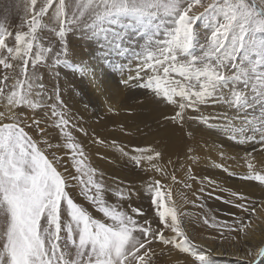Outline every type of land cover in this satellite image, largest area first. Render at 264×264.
Wrapping results in <instances>:
<instances>
[{
  "label": "snow or ice",
  "instance_id": "6c2138e0",
  "mask_svg": "<svg viewBox=\"0 0 264 264\" xmlns=\"http://www.w3.org/2000/svg\"><path fill=\"white\" fill-rule=\"evenodd\" d=\"M195 7L203 11L193 12ZM0 9V68L5 70L0 104L10 121L3 122L5 113L0 112V264H151L154 241L189 254L197 264H213L208 254L197 251L174 205L165 207L172 194L169 189L165 197L159 180L144 187L159 223L172 237L153 228L151 220L139 219L145 213L131 204L138 192L112 188L102 175L95 179L97 170L86 163L82 145L67 130L71 120L61 89L53 84L48 90L39 66L55 79L63 67L94 81L95 68L76 62L70 47L69 37L78 36L121 74L122 83L146 89L172 106L174 114L164 120L180 127L193 120L210 129L217 127L213 121H222L220 131L233 141L258 139L264 145V0H5ZM21 9L23 22L13 33L8 16ZM201 24L208 33L203 43ZM216 105L222 107L221 115L204 114ZM19 108L29 112L15 111ZM48 128L58 129L64 142L54 143ZM61 149L70 155L77 175L58 170ZM134 152L138 154L130 159L137 167L147 162L149 169L167 176L156 163L161 151L148 147ZM188 158L198 160L194 154ZM253 161L246 159L248 173L240 178L264 185V173ZM171 179L176 181L175 175ZM72 181H78L81 195L100 217L74 201L67 191L75 186ZM109 192L115 203L106 199ZM230 195L246 199L238 192ZM225 202L255 213L244 203ZM221 223L231 232L251 227L240 218L237 227ZM242 260L261 264L264 245L246 246Z\"/></svg>",
  "mask_w": 264,
  "mask_h": 264
},
{
  "label": "bare ground",
  "instance_id": "6f19581e",
  "mask_svg": "<svg viewBox=\"0 0 264 264\" xmlns=\"http://www.w3.org/2000/svg\"><path fill=\"white\" fill-rule=\"evenodd\" d=\"M119 75L118 82H110L105 77L100 78V81L85 77L89 89H93L98 97L99 106L105 115L99 119L90 117L89 131L82 128V132L85 133L75 137L79 139L85 135L88 141H92L95 136L99 137L108 129L113 132L112 140L99 138L114 145L118 144V151L122 155L123 153H128L127 156L137 155L138 153L134 152L136 148L151 147L161 151L162 159L156 163L164 167L167 176L151 169L150 173L167 181L172 194L168 206L174 205L182 227L197 251L208 254L213 264H243L242 257L246 246L257 248L264 245V185L240 177L248 173L246 159L254 158L253 162L256 163L257 169L264 173V145H261L258 139L255 142L240 144L217 131L212 135L213 139L205 132L203 129L205 127L200 128L190 120L180 127L163 119L166 115H172L171 106L157 100L154 107L148 111L134 112L131 110L132 106L121 98L123 97L121 88L128 85L121 82L122 76L120 73ZM126 76L127 74H124V77ZM148 98L142 95L134 101L141 102ZM73 103H76L77 108H81L75 98ZM216 106L218 109L214 108L217 112L213 115L222 114V107ZM145 118L149 119L148 124L145 123ZM190 126L198 127V134L189 130ZM190 148L199 150V155H195L198 157L195 163L188 158L193 155L189 152ZM90 152L95 168L105 172L108 168L106 159L98 157L94 146L90 148ZM229 172L235 175H229ZM173 175L176 181L171 179ZM190 176L195 179H191ZM124 178L130 182V177L125 175ZM185 184L191 187H185ZM231 192H238L246 199L237 200L230 195ZM228 200L244 203L250 206V209L255 208V213H251V210L244 212L225 202ZM131 203L142 210L150 207L148 204L138 202L136 196H133ZM140 204L144 207H140ZM237 218L251 223V227L246 229L245 233L231 232L222 226L221 222H227L228 226L237 227L235 224ZM205 219L209 224L204 223ZM212 223L217 226H210ZM186 263L193 264L189 259ZM261 264H264V261H261Z\"/></svg>",
  "mask_w": 264,
  "mask_h": 264
},
{
  "label": "rangeland",
  "instance_id": "374dc122",
  "mask_svg": "<svg viewBox=\"0 0 264 264\" xmlns=\"http://www.w3.org/2000/svg\"><path fill=\"white\" fill-rule=\"evenodd\" d=\"M4 2L5 0H0V4H3ZM202 2H204V0H202ZM202 11H203V8H200V7L193 8V12L199 13ZM2 16H3V10L0 9V17ZM22 17H23L22 9L14 10L12 13L9 14L8 20H7V26L9 27L10 31L15 33V31H17L20 28V25L23 22ZM23 30H27V29L24 28ZM199 32L201 34V42L203 43V38L208 34L205 28L203 27V24L200 25ZM44 35L50 36L51 34L45 33ZM69 39H70V47L73 48L76 52V57H75L76 62L83 61L89 64L90 66L94 67L96 71L97 80L100 81V78L105 77L110 82L119 81L120 79L119 72L112 70V68L109 66L108 61L105 59L99 58L98 54L93 55L92 49L89 47V43L86 40L79 39L78 36H70ZM29 70H31V67L29 68ZM4 71L5 70L0 68V76L3 75ZM39 71L44 76V83L46 84L49 91H51L53 84H57L59 88L61 89V95L65 103L67 104L68 114L71 120V123L67 130L71 132L75 140L79 144L82 145L84 153H85L86 163L90 167L97 170L95 179L99 180L101 179V174H105L106 176H102V178L106 185L112 188H117V187L129 188L130 187L133 191L138 192L139 198L136 197L137 201L140 203L142 202L146 205L148 204V206H150L148 209L146 208L145 210L143 209L145 216H142L143 218L139 217V219L141 218L140 220H143L147 218L151 220L153 228H159L163 230L165 237H168V236L172 237L174 234L169 229L165 228L163 224L159 223V219L156 216L155 209L151 203V197L149 194L146 193V190L144 187L146 184L150 183L152 180H159L162 186L161 191L162 193L165 194V197H166L167 191L169 190L167 181L163 178L154 177V175L150 173V169L148 168L147 162H142L141 166L137 167L134 164V162L130 159L132 155L127 156V155H122L119 153L118 144L114 145L111 142H107L103 139H100V138H105V139L112 140L114 135L111 130L105 129L102 132V135L99 136L100 138L98 136H95L92 139V141H88V138L85 135L81 136L79 139L75 137L77 135L83 134V132L85 133V131L82 132L83 129H86L87 131H89L88 122H89L90 117L94 119H99L105 115L99 106L100 102L98 101L99 100L98 97L94 94L93 89H89V83L86 80V78L85 77L82 78L79 73L73 72L63 67H60L58 69L60 73L58 79H55L49 73L48 69L43 65L39 66ZM124 74H128L127 69L125 70ZM65 82L66 84H64ZM135 83L136 82L134 81L132 82L133 85H135ZM66 85L68 86L67 88H66ZM121 89L123 90V97L121 98L132 106L131 110L134 112L142 113V112L148 111L150 108L154 107L155 102L157 100L150 91L143 89V88H139L135 86H127L126 88L123 87ZM142 95H145L149 98L141 102L134 101L137 97H141ZM74 98L76 102L77 101L79 102L78 103L79 105L78 104L77 105L80 106L82 109L77 108L76 103L75 104L73 103ZM54 102L55 101L53 100L50 103H54ZM214 108L218 109L217 106H210L204 109L205 111L204 114L206 115L215 114L217 111H215ZM15 111L29 112V110L25 108H19V109H16ZM0 112L5 113V119L3 120V122H10L6 119L7 110L5 109L3 104H0ZM218 112L220 113V110ZM171 113L174 114V109L172 106H171ZM190 114L199 115V113H190ZM217 115H221V114H217ZM190 121L194 125L199 126L200 128L205 127L203 129L212 138H213L212 135L215 133V131L226 134L225 132L220 131V125L222 124V121H220V123L217 121H213V123L217 124V127L212 128V129L206 127L203 124L198 123L197 121H193V120H190ZM145 123L146 124L149 123L148 118H145ZM196 126H190L189 130L195 132V134H198L199 128ZM29 131L31 132L32 130L29 129ZM48 133L54 143L64 142V138L60 135V132L58 129L48 128ZM32 134L34 138H36V134L34 132ZM92 146L95 147L99 158L104 157L106 159L105 162L107 163L108 168L105 172H101L100 170L95 168V165L92 162V156L90 152V148ZM65 151L66 150L64 149H61L59 151V154L62 155V161H61V164L57 166L58 170L63 173L64 169L67 168L69 171L72 172L73 175H77L75 173L74 168L72 167V160L70 158V155H64ZM193 154L199 155V150H195ZM191 173L189 174L191 175ZM125 175L130 177V182H128L124 178ZM71 185H75V186H69L67 188V191L72 196L74 201L78 203L80 206L87 209L93 216L100 217L101 214L96 212L93 205H91L84 198V196L81 195V188L79 186L78 181H72ZM106 199L113 203L116 202V197L113 196L111 192L106 194ZM127 203H128L127 201L124 202L125 205H127ZM132 206L134 207V205ZM139 206L144 207L143 204H140ZM167 206H168V201L166 200L165 207ZM65 217H66V214H65ZM150 247L155 252V255L152 257L151 264H187L186 260L188 259L191 260L193 264H197V262L193 260L192 256H190L187 253H182L178 249L173 248L172 246H164L158 241H154L150 245Z\"/></svg>",
  "mask_w": 264,
  "mask_h": 264
}]
</instances>
